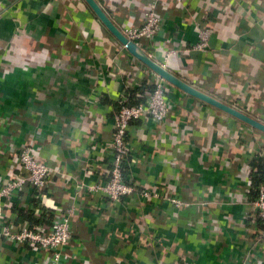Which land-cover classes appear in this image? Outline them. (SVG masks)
<instances>
[{
	"label": "crops",
	"instance_id": "0c3cea01",
	"mask_svg": "<svg viewBox=\"0 0 264 264\" xmlns=\"http://www.w3.org/2000/svg\"><path fill=\"white\" fill-rule=\"evenodd\" d=\"M95 1L117 27L129 21L137 25L151 0H132L131 5L128 0ZM85 5L83 0H0V134L13 147L31 144L42 161L62 173L50 178L49 209L65 207L74 197L80 199L81 216L73 224V233L81 242L80 255L92 264H103V260L110 264H173L171 254L183 250L197 264H264V247L254 246L253 240L258 223L245 218L252 199L244 172L250 152L264 144L263 140L241 122L209 111L173 86L170 101L174 107L164 124L157 130L146 120L144 126L131 129V153L137 159L131 165L132 173L145 186L179 188L181 198L193 205L175 214L167 202L127 204L115 216L103 200L80 198V184L91 183L101 174L121 82L127 78L129 87L152 74L143 64L134 67L125 49L117 52L118 42L94 14L95 18L87 14ZM223 5L232 11L233 18L226 25L235 23L233 30H221L223 25L217 22ZM207 7L211 8L214 31L210 49L188 51L197 36L187 17L195 12L194 19L201 20V9ZM159 12L162 34L151 46L145 42L143 51L181 80L204 92L191 81L211 83L215 74L224 73V77L238 69L250 74L253 70L256 77L264 78L258 71L264 62V0H185L182 5L162 0ZM82 16L90 22L87 30L78 23ZM168 47L180 52L166 57ZM111 57L117 65L114 76L108 67ZM225 89L214 98L225 103ZM245 90L244 85L237 92L245 93L248 100ZM209 115L220 125L230 124V140L222 139L220 131L206 123ZM197 120L203 123L200 132ZM203 127L208 130L204 132ZM171 137L187 158L186 170L166 167ZM8 162L6 156H0L2 179ZM223 163L230 166L222 171L219 164ZM189 164L192 172L187 174ZM68 186L66 194L60 193L61 187ZM29 192L16 198L22 209L29 206ZM200 202H207L208 210H201ZM97 247L101 257L94 253ZM27 252L29 249L0 241V264L10 259L14 264L29 262ZM117 259L121 263H115ZM165 261L168 263H162Z\"/></svg>",
	"mask_w": 264,
	"mask_h": 264
},
{
	"label": "built area",
	"instance_id": "2783aa9c",
	"mask_svg": "<svg viewBox=\"0 0 264 264\" xmlns=\"http://www.w3.org/2000/svg\"><path fill=\"white\" fill-rule=\"evenodd\" d=\"M128 1L130 3L132 0ZM161 1L151 0L137 25L129 21L128 25H125L120 30L128 40L135 43L142 51L146 45L145 42H148V46H151L152 41L162 34V16L159 12ZM163 1L182 5L185 0ZM121 7L127 8V5L122 4ZM201 10L203 20L196 21L194 19L195 12H192L187 17V20L191 22L190 24L194 25L197 36L196 42L187 49L188 51L207 52L210 49L209 40L212 36V27L209 17L212 12L210 7ZM224 13L223 10L218 16H222ZM85 46H88V44L85 43ZM116 47L118 53L124 49L122 46ZM167 49L166 57L174 55L179 51L174 48L169 49V47ZM143 52L145 53V51ZM145 54L151 58L150 54ZM117 55H115V58ZM109 60L111 62H108V67L112 70L111 74L114 76L117 74V65L115 61L113 62L112 57ZM139 63V61L133 58V66ZM145 81L147 84L153 85V89L147 94L145 103L135 106L126 104V98L123 93L124 88H122L123 85L121 84L119 86L120 93L118 102L120 107L111 118L112 133L110 140L104 145L105 155L103 159L105 161L101 164V174H97V178L91 181V183H82L79 186L82 190L80 198L83 195V199L86 198L87 201L94 197H97L96 199L99 201L103 200L115 216L118 215L119 208L116 206H123L122 208H125L127 204L143 206V204L147 203L153 205L154 201H157L154 202L157 204L167 202L175 214L178 210H183L193 205L191 201H186L181 198L179 188L172 186L170 189L166 185L145 186L137 182L135 176H133L134 184L132 185L124 181V161L129 158L130 166H134L137 161L131 153L130 137H127L130 124L144 119V121L147 120L149 123L154 124L158 130L159 126L164 124L169 118L174 107L169 97L170 93L174 91V88L170 84L159 78L153 72ZM137 85L129 87L134 88ZM239 97L235 105L231 106L257 119L253 116L255 115L253 105L245 99V93H239ZM257 120L260 121L259 119ZM258 136L264 143L263 135L258 134ZM0 137V156H6L9 159V165L6 167L8 168V172L5 171V178L2 179L0 177V241L15 248L29 249L27 253L29 255L31 254V261H21L15 264H91L80 255L78 249L81 242L78 241V238H74L73 233V224L81 216V209L83 207L80 199L78 201L74 197L73 202L65 207L57 208L55 206L51 208L54 211L53 218L50 226L45 231H33L27 225L15 224L13 220L15 217L14 208L16 210H31L35 215L41 213V207L47 204V198L50 195L47 189L51 176L53 174L62 176V173L59 170L52 169L48 164L38 158L34 148L30 145L23 144L18 148L13 147L7 136L0 134ZM263 145L256 146L250 152L249 158L255 154H264V150H262ZM225 166L229 167L230 164H219V169L221 168L223 171L226 168ZM95 168L99 170L100 166H95ZM190 172L192 171L189 168L187 174ZM63 177L65 179L67 176L63 174ZM28 189L30 190V201L28 200L30 203L28 202L29 206L27 209H22L18 202L20 199L16 200V198ZM60 189V193L63 192L66 194V189H69V186L66 188L61 187ZM39 191L44 192L40 193ZM123 200H126V204L119 205ZM34 201L37 205H34ZM198 206L201 210H208L209 204L207 202H200ZM46 209L49 208L46 207ZM245 218H252L257 221L258 228L254 230L253 236L254 246L264 247V185L259 187L256 197L245 208ZM170 250L172 253L175 251L174 248ZM94 253L101 257L99 255V247H97ZM171 256L175 258L173 264H176V261H179L181 264H197L183 250H177V253L174 255L171 254ZM117 261L121 263V260L117 259ZM162 263L168 262L165 261ZM5 264H14V261L10 259ZM103 264H110V262L103 260Z\"/></svg>",
	"mask_w": 264,
	"mask_h": 264
},
{
	"label": "trees",
	"instance_id": "16d2710c",
	"mask_svg": "<svg viewBox=\"0 0 264 264\" xmlns=\"http://www.w3.org/2000/svg\"><path fill=\"white\" fill-rule=\"evenodd\" d=\"M73 5H74V3H72V6ZM85 6L88 10L87 14L90 13L91 17H94L92 15L93 14L92 11L88 8V6L87 5H85ZM79 7L80 6H78L76 8H79ZM222 9L224 10L225 13H224V15L220 16L222 18L217 20L218 23L223 25L221 27V30H222V28H226V29L228 28V30H233V27H235V23L230 24L231 27H228V25H226V24H228V21L233 18L231 15L232 14L231 9L230 8L227 9L226 5ZM210 22H211L210 25L212 27L211 29L213 31V23H212V21H210ZM78 23L83 24L86 30L88 29V26L90 24L87 17H83V16L80 17V20H78ZM118 25L119 26H117V27L119 28V30H121V28L124 26V24L122 22H121V24H118ZM215 32H217V29H215ZM102 36H105V34H103ZM218 37H220V36H218ZM119 45L120 44L117 43V46H119ZM46 61H47V59H45L44 62H46ZM259 67L260 68L258 71H261V73L264 74V62H260ZM232 73L234 74V72L231 70L230 74H226L224 77H223L224 73L223 74H215L216 79H213V81H211V83L209 82V80H208V82H205V80H197V81L192 80L191 84L200 88L206 94H208L212 97H216L218 95H221V94H219L220 91L225 89V87H226L225 91L227 90L226 92L228 93V95L223 96L222 99H224L226 104L232 105V106L235 105L238 98H240L239 93L237 91H239L240 88L244 89V85L247 86V90H245V91H246V93L248 92V101L253 105L255 115L257 117L255 115H253V116L255 118L259 119L264 124V78L256 77L255 76L256 72H254L253 70L250 74V73H246L245 71H243V69H238L235 71V74H234V75H236V78H233ZM126 79L127 78H125V80H123L124 84H123V82H121V84L123 85L122 88H124L123 93H124V97L126 98V104L131 105V106H135L138 104L145 103L147 100V94H149L152 91L153 85H149L146 83L145 80L141 81V79H140V81L138 80L137 86H135L134 88H130V87H128L129 82L126 81ZM224 82H225V84H223ZM219 83H222V85ZM232 91L238 93V97H237V95L235 96V94H233ZM169 97L173 98V96H170V95H169ZM191 99H193V98L191 97ZM193 100L199 102L202 106L207 107V109L211 112H215V111L221 112L218 109H215L214 107H211V106H209L203 102H200L196 99H193ZM100 102H103V101H100ZM115 106H116L115 110H118L120 107L119 102L117 104H115ZM232 119L236 122H240L237 119H234V118H232ZM205 121L208 125L213 126L214 128H217L220 131V137L222 139L230 140V138H229L230 134H229V131H227V127L230 124L226 125V126L220 125L219 124L220 122L218 120H216V118H214L213 115H209V117ZM143 123H144V119H140L138 121L131 123L127 137H131V132H132L131 129L134 130L138 126H144ZM196 123H197V126H196L197 129L196 130L198 132H200V130L202 129L203 123L201 121L198 122V120L196 121ZM242 124L246 127L245 129H249V131L256 132V133L264 136L263 133L253 129L252 127L247 126L244 123H242ZM232 125H233V123H232ZM215 126H218V127H215ZM207 130H208L207 128L203 127L204 132H206ZM169 143H170V145H168V147H166L167 149H166L165 154L167 153V156L170 157V161L168 163H165L166 167H168V168H177L178 167V168H181L183 170L188 169L187 165H186V159L187 158H184V155H182L180 148L177 146V144H179V143L175 140L174 137L169 141ZM28 145L31 146V144H28ZM163 149L165 151V148H163ZM262 150H264V145L262 146ZM178 151H180V152H178ZM35 154L38 158H40L38 155V151L35 150ZM129 162H130L129 158H127V160H125L123 163V175H124V181L127 184L132 185V184H134L133 173H132L133 168L130 166ZM189 168H190V166H189ZM244 170H245L244 171L245 172V179H246L247 184H248V197L253 199L256 197L257 192L259 190V187L261 185H264V154H255L252 157H250L249 159H247L245 162ZM142 184L144 185V183H142ZM39 192L43 193L44 191H39ZM125 201L123 200L119 205H123V204L125 205L126 204ZM154 202H157V201H154ZM154 202H153V205L155 206L157 203H154ZM33 203H34V205H37V203L35 201ZM147 204H150V203H147ZM46 207H47V204L43 205V207H41V213L39 215L33 214L31 210H21V209L16 210V208H14L15 209L14 210L15 217L13 220H14L15 224L27 225L33 231H45L51 224V221L53 218V212H54L51 208L46 209ZM116 207H119L118 208V210H119L123 206H116ZM74 238H78V237H76L74 235ZM115 263H118V261L116 260ZM176 264H181V263L179 261H176Z\"/></svg>",
	"mask_w": 264,
	"mask_h": 264
},
{
	"label": "water",
	"instance_id": "95a60500",
	"mask_svg": "<svg viewBox=\"0 0 264 264\" xmlns=\"http://www.w3.org/2000/svg\"><path fill=\"white\" fill-rule=\"evenodd\" d=\"M88 8L92 11L101 25L109 32V34L127 51V53L146 66L150 71L155 73L159 78L166 81L175 89L183 92L187 96H190L200 102H203L219 111L227 114L228 116L237 119L238 121L252 127L253 129L264 134V124L257 119L252 118L244 114L243 112L233 108L232 106L225 104L216 98L200 91L199 89L189 85L185 81L181 80L167 69L153 61L147 56L135 43L128 40L123 33L115 26L106 13L101 9L99 4L95 0H83Z\"/></svg>",
	"mask_w": 264,
	"mask_h": 264
}]
</instances>
